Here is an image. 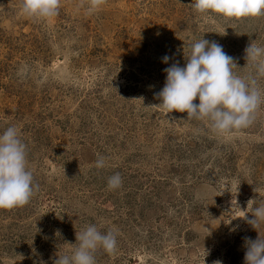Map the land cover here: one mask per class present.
I'll return each mask as SVG.
<instances>
[{
    "label": "rangeland",
    "instance_id": "rangeland-1",
    "mask_svg": "<svg viewBox=\"0 0 264 264\" xmlns=\"http://www.w3.org/2000/svg\"><path fill=\"white\" fill-rule=\"evenodd\" d=\"M191 2L107 0L89 14L87 0H61L40 19L0 0V134L18 129L38 185L26 205L0 209V264H54L89 225L117 239L96 264H244V237L264 238V223L239 218L264 203V101L248 127L218 133L186 112L165 117L154 96L201 38L246 75L264 15L198 14Z\"/></svg>",
    "mask_w": 264,
    "mask_h": 264
},
{
    "label": "clouds",
    "instance_id": "clouds-1",
    "mask_svg": "<svg viewBox=\"0 0 264 264\" xmlns=\"http://www.w3.org/2000/svg\"><path fill=\"white\" fill-rule=\"evenodd\" d=\"M87 2V10L92 14L101 9L107 0ZM60 6L61 0H20L22 13L31 18L55 17L59 14ZM190 6L198 14L211 12L225 18L264 15V0H192ZM244 58L249 72L239 76L233 72V68H238L236 58L225 53L218 42L201 38L191 43L185 56V66L172 63L163 69L166 78L163 88L154 93L160 100L156 106L165 117L175 111L186 112V119L207 120L211 129L218 133H230L248 127L264 101V89L258 83L260 78H264V46L249 43L244 49ZM169 60L167 55L162 58L164 63ZM197 99L199 103H194ZM26 147L15 126L7 127L0 134V209L10 210L26 205L38 189V185L33 183V172L27 167ZM97 155L95 167L101 169L105 166V158ZM121 185L119 173L109 177L107 186L110 190L118 189ZM234 199L240 209L236 195ZM249 204H255V199H250L247 207ZM247 213L244 212L239 218L257 231L264 223V203L252 207L251 218ZM235 230L236 227H233L232 231ZM77 241L79 243H75L70 253L57 257L54 264H96L95 253L98 249L112 253L117 244L116 235L112 231L103 233L95 225H89L76 233ZM244 243V264H264V238L258 233L255 240L244 237ZM207 255L209 251L204 248L203 260ZM212 264H222V261L215 260Z\"/></svg>",
    "mask_w": 264,
    "mask_h": 264
}]
</instances>
